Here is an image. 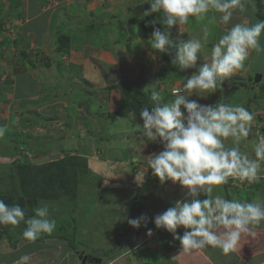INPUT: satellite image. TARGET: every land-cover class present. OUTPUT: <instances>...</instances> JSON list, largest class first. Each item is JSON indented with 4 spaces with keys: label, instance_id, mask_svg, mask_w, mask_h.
<instances>
[{
    "label": "rangeland",
    "instance_id": "374dc122",
    "mask_svg": "<svg viewBox=\"0 0 264 264\" xmlns=\"http://www.w3.org/2000/svg\"><path fill=\"white\" fill-rule=\"evenodd\" d=\"M19 1L10 0L12 10L21 9ZM91 1L78 0L77 3L83 4L79 8L66 5L68 17L53 11L50 33L39 37L23 34L18 27L20 18L4 17L9 7L4 5L5 0H0V126L7 127L0 138V199L9 205L19 204L26 219L34 215V209L42 202L49 205L56 228L52 234L41 236L48 237L44 241L56 244L57 259L68 256L66 247L71 246V250L79 253L76 259L72 253L73 264L81 261L83 264L85 252L99 260L103 258L101 262L121 257L116 264H192L190 255H175L174 251L180 250L178 240H172L177 244L169 255H159L155 244L160 245L168 231L143 235L142 243L151 248L148 256L146 246L136 245L141 229L139 232L127 222L132 213L138 218L142 210L140 202L158 193L154 190L156 186L145 185L147 177L155 175L151 168L144 169L149 156L159 148L162 151L163 145L159 139L151 141L138 127L142 119L134 108H151L153 101L144 97L132 99L122 87L130 84L125 81L129 68L124 69L118 62H130L132 53L138 60L131 63L136 66L133 75L141 80L140 86L150 97L153 90L159 92L162 104L175 99L171 95L179 85L176 78L184 73L170 63L174 56L169 49L170 59H166L164 53L130 33L137 30V24L131 21L136 17L134 11L121 8V16L117 10L115 18H111L112 25L101 24L88 7ZM95 1L109 2L115 7L112 10L118 9L120 3V0ZM48 2L51 4V0ZM155 15L142 18L155 23ZM61 36H69L68 44ZM102 46L113 55L110 62V57L101 52ZM126 55L128 58L124 59ZM144 61L149 66L143 64L140 73V62ZM255 74L252 72L248 80H253ZM245 77L231 76L226 90L219 85L218 95L214 91L205 92L211 101L204 104L243 105L252 112L254 120L248 137L249 145L253 146L257 136L264 135V80L246 88ZM165 83L170 84L171 95L164 94ZM115 112L126 117L112 118ZM248 140L241 141L242 152L248 151L245 143ZM225 144L232 146L231 138ZM263 183L264 179L258 184ZM230 184L234 195L242 192V201H247L244 194L254 192L256 185L247 184L249 189L243 192L244 183L229 178L227 185ZM159 199L153 196V201L158 203ZM135 204L136 211L132 209ZM158 206L150 204V209L156 211L168 205L162 202ZM151 213L147 211L144 215L149 222L155 217ZM25 227L23 222L18 226L0 225V264H9L7 258L12 259L16 253L23 254L20 242L26 240L22 237ZM177 230L182 235L180 228ZM122 238L127 239L126 248H131L123 257L125 250L118 244ZM41 242L35 240L33 244ZM135 249L137 252L132 255ZM111 251L117 252L116 255L109 257Z\"/></svg>",
    "mask_w": 264,
    "mask_h": 264
},
{
    "label": "clouds",
    "instance_id": "9594fccd",
    "mask_svg": "<svg viewBox=\"0 0 264 264\" xmlns=\"http://www.w3.org/2000/svg\"><path fill=\"white\" fill-rule=\"evenodd\" d=\"M145 3L150 7L143 16L162 13L159 22L165 26L163 31L154 29L150 47L168 53V47L175 43V56L170 63L181 71L195 69L183 84L188 95L174 91L175 99L162 104L160 93L153 90L150 97L153 106L140 112L143 124L138 127L151 141L159 139L163 145L162 151L149 156L144 170L151 168L162 183L179 182L190 197L177 200L173 207L156 215L154 224L157 229L171 233L184 253L211 246L228 254L236 250L243 235H255L252 228L264 222V201L227 199L222 190L213 196V188L227 184L229 178L249 185L264 179V135L257 136L252 148L254 155L250 157L240 150V143L251 131L252 112L243 105L200 104L188 97L193 91H215L218 83L244 66L252 50L264 52L260 45L264 21L231 23L234 13L247 11L252 0L247 3L245 0H145ZM210 10L219 14L217 21L226 31L198 66L208 30L200 38L173 39L170 29L186 24L190 17L201 18ZM6 131V126H0V138ZM229 138L232 146L225 144ZM201 194L207 198L199 199ZM145 220L144 215L127 218L134 228H139ZM21 222L26 225L22 237L31 242L42 234H52L56 228L47 203L42 202L34 209V215L26 219L19 204L9 205L0 199V225L18 226ZM181 226L185 229L182 235L177 232ZM147 234L151 236L152 230ZM15 264H31V256L21 255Z\"/></svg>",
    "mask_w": 264,
    "mask_h": 264
},
{
    "label": "crops",
    "instance_id": "0c3cea01",
    "mask_svg": "<svg viewBox=\"0 0 264 264\" xmlns=\"http://www.w3.org/2000/svg\"><path fill=\"white\" fill-rule=\"evenodd\" d=\"M78 0H51V4H49L48 0H20L19 3L22 5H20V8L18 10V12L16 10H12L13 9V3L10 2V0H5V6L6 8H8V13L6 16L7 18H11V19H15L20 18V26L19 29L22 28V30H20L23 34H33L34 36H41L43 37V34L45 33H50V23H51V18L53 15V11H57L60 13L61 17H68L70 16L69 13H66V8L68 6L66 5H72V8H79L81 7L80 3H77ZM112 1V0H111ZM110 1V2H111ZM245 2L247 3V0H245ZM121 5V6H120ZM105 6V7H104ZM118 9H114L115 8L112 4H110L109 2H97L95 0H92L89 3V9H91V11L93 12L94 16L97 18L96 22H100L101 24L107 23L110 25H112V21L111 18H115V12L118 10V12L120 13L119 16H121V8H124V11H134V14H136V17L139 19H143V13L149 9L150 5L148 3H145V0H120V3L117 5ZM126 7V8H125ZM258 7V1L257 0H252V3L250 5H248L247 7V11L241 13L239 11H236L234 13V17H233V21L231 23H256L257 21H262L258 16H257V9ZM72 8H71V16H72ZM107 8H110V10L108 11ZM57 12V13H58ZM218 13H216L214 10H210L208 13L204 14L201 18H195V17H190L189 21L186 24L183 25H174L172 27V29H170V33H171V37L173 39H176L177 37H179L180 39H187V38H191V37H196V38H200L201 36H203L204 30L207 29L209 32V38L207 39V44L205 45V48L202 50V52L199 54L201 56V58L198 60L197 64L198 66L204 63L203 60V56L206 55L208 52H210L212 45L218 41L219 37L225 33L226 31V27L221 25L220 23H218L217 21V17H218ZM263 15H264V1H263ZM56 16V15H54ZM163 14L162 13H156L155 15V20L153 23L155 26H159L160 29L163 31L164 30V25H162L159 21L162 18ZM81 17V16H80ZM133 17V16H132ZM149 17V16H148ZM57 18V16H56ZM117 18V17H116ZM80 19V18H79ZM78 20V19H76ZM118 21V19H116ZM115 20V21H116ZM76 23V22H75ZM92 23V22H90ZM89 23V24H90ZM147 25H149V21L146 20ZM131 26V25H130ZM231 25H229L230 27ZM132 33L136 39H139V35L137 33V30H134V32H130ZM128 35V34H127ZM131 37H129L128 35V39H130ZM212 39V40H211ZM264 33L261 34L260 36V45L262 48H264ZM103 46L101 47V52L103 53L104 57L105 56H109L110 60L109 62L112 60V56L111 54H109L107 52V50L102 49ZM155 52V51H154ZM132 57H131V61L129 62L128 60L125 61H119L118 63L120 64V66H123L124 69H126L125 67L129 68L127 69V75L129 74V78H126L125 81L130 82L131 85H134L136 87L139 88H143L142 86H140L141 80L137 79V76H134L133 73L136 71V66L133 67V64H131L132 62H138V60H136L135 58H133V54L131 53ZM264 52L263 55H261V53H257L255 50H252L250 52V55L248 57V59L244 62V66L237 70L235 73H233L231 76H237L242 74V76H246L245 77V81H246V88H252L255 84H259L260 82H262L264 80ZM129 63V64H128ZM142 64V69L139 71L140 73L143 72V64L145 65L144 67H148L149 66V62H140ZM118 65V64H117ZM126 65V66H125ZM195 69L194 68H190V69H185L182 72L184 73L182 76L183 77H177L176 79L179 82V85L177 86L178 88H174V90H178V91H183V84L185 82L186 77L190 76L192 72H194ZM253 73H258L261 74L262 79L259 83L255 82L254 78L253 80H248V76H250ZM255 74V76H256ZM132 76V77H131ZM142 76V74L140 75V77ZM230 76V77H231ZM230 77L226 78L230 81H232L230 79ZM133 79V80H132ZM148 79V78H147ZM225 79V80H226ZM244 79V78H243ZM138 80V81H137ZM134 81V82H131ZM244 81V80H242ZM170 84L172 83L171 80H169ZM224 82V81H223ZM222 82V83H223ZM222 83H218L217 88L214 91V94L219 93L218 88L219 85ZM232 83V82H231ZM165 83L163 88L166 87V91L164 92L165 95L171 93L170 89H169V85ZM223 88V87H222ZM181 89V90H180ZM224 89V88H223ZM226 90V89H224ZM174 92V91H173ZM186 92V91H183ZM182 92V93H183ZM171 95V94H170ZM186 95H188V93L186 92ZM218 95V94H217ZM216 95V96H217ZM201 96V97H200ZM171 97L174 98V95L172 94ZM211 97V95H210ZM214 98V97H213ZM218 99V97H216ZM189 100H197L199 103L204 104L208 103L209 100V94H206L205 92L201 93L198 91H193L192 95L188 97ZM130 114V113H129ZM138 114V113H137ZM141 125L143 124L142 120H140ZM137 126V125H136ZM136 129V128H135ZM137 136H139V134H137ZM247 139H249L248 141H245V143L247 144V153L249 155H253L252 153V148L253 146L249 145V142H251V138L248 137ZM257 140V138H256ZM163 149V148H162ZM161 151V148H159V150L157 152H155L156 154L159 153ZM150 177V175L147 177L146 180V186L148 185H154L156 186L155 193H157V195L153 194L152 196H147V198L145 200H143L142 202L139 203V205H142L141 207V211L138 214V217H140L141 215H145V213L148 212H152V215H158L163 213L164 211H166L168 208L173 207L175 202L177 200L180 201H184L187 199H190V197L187 195V190L185 188H183L182 186H180L179 182L173 183L171 180H168V182L171 181L170 184L167 183H162L160 180H152V181H148V178ZM246 183V182H245ZM245 183L243 184V192L248 191L249 188H247V183L245 185ZM231 185V184H230ZM219 185V186H215L213 188V193L212 195H216L217 193H220L222 190V195L227 199H239L242 201V192L240 193V195H234L233 191H232V185ZM153 186V187H154ZM169 186V187H168ZM172 186V187H171ZM249 186V184H248ZM168 189V191H167ZM254 192H250V193H245L244 194V199H246L249 202H252L253 200H255L257 198V200H261L264 201V183L263 184H258L256 183ZM229 193H231V196L229 195ZM163 194V195H162ZM153 196H157L158 198L160 197L161 199H159L160 201L157 203L156 201H153ZM150 197V199H149ZM240 197V198H238ZM207 196L205 194H201L199 196V199L203 200L206 199ZM244 201V200H243ZM149 202V204H148ZM162 202H166V204L168 206L165 207V209L162 207L161 209H157L156 211H152L153 209H150V204H155V205H161ZM149 205V206H148ZM137 205L132 206V209L134 211H136ZM159 208V206H158ZM131 215V214H130ZM135 214L132 213V218H134ZM146 217V216H145ZM152 222H149L148 218L146 217V220L143 224H141V226L139 228H137V230L139 231V229H141V234H140V238H139V242L136 244L137 247H147L148 249V256H150L151 253V248L150 246L145 243L143 240V235L148 233V230L151 229L152 232H157L158 231H167L165 229H157L155 224H154V219L151 218ZM179 229V228H178ZM127 230V228H126ZM180 230L183 232L185 231V229L181 226ZM139 231V232H140ZM252 231L255 233V235H248L245 234L242 236L241 240L238 242V245L236 247V250L233 252H230L228 254H224L220 249L218 248H213L211 246L205 248V249H200V250H193L191 253H184L183 251H180L179 249L176 252L175 255H179L178 257H184L185 254L190 255L192 261V264H200V263H207L208 261L212 264H264V222H262L260 225L255 226L252 228ZM177 232H179V230H177ZM121 236L123 237V234H121ZM45 236H41L39 237L37 240H43V242H41L42 244L40 245H35L33 244V242L28 241V240H24L20 243L23 244L22 250L21 252L23 254H18L16 253L17 251H13L16 254H14L13 258H7L8 263L9 264H15V262L18 260V258L21 255L24 254H28L31 256V264H73V257L71 256L72 253L75 254V259L79 256V253L77 255L76 251L74 249L71 250V246L70 247H66L67 250V255L68 256H63V260L57 259L56 255L58 250L55 246L56 244H52L44 241ZM173 235L169 232H167L166 238L164 239V241L162 243H160V245L157 243L155 244L156 247H154L160 256L164 255L167 256L170 254V252H172V249L174 247L175 244H177L176 242H173ZM25 244H24V243ZM121 243L123 246L121 247L123 250H125L122 253V257L127 253L126 251H130L131 248H126L127 244V239L126 240H122L120 242H118V244ZM113 244V243H112ZM22 246V245H20ZM178 246V245H177ZM55 248V249H54ZM28 249V251H27ZM138 249V248H137ZM137 249L133 250L132 255L137 252ZM150 249V251H149ZM163 249V250H162ZM10 248H7V251H9ZM122 250V251H123ZM75 251V252H74ZM51 252V254H50ZM117 253V252H116ZM115 252L109 253V257L116 255ZM125 253V254H124ZM82 255V254H81ZM88 256L87 260L83 263V264H116L117 260H119V258L121 257H116V258H112L109 261H105V262H101V260H103V258H101L100 260L97 259L98 257H93L92 255L87 254V252L84 253V256ZM81 258V256H80ZM94 258H96V260H94ZM93 260V261H92ZM70 261V262H69ZM78 261H81L80 259H78ZM124 260H121L120 262H122ZM132 262V260H130ZM7 264V263H6ZM79 264V263H78ZM80 264H82V261L80 262ZM159 264V263H158Z\"/></svg>",
    "mask_w": 264,
    "mask_h": 264
},
{
    "label": "trees",
    "instance_id": "16d2710c",
    "mask_svg": "<svg viewBox=\"0 0 264 264\" xmlns=\"http://www.w3.org/2000/svg\"><path fill=\"white\" fill-rule=\"evenodd\" d=\"M257 1H258L257 16L262 21H264V15H263V1L264 0H257ZM131 21H133L134 24H137V33H138L140 39L146 41L147 43H145V44L150 45V39L152 37V33H153L154 29L155 28H160V27L158 25L155 26L150 20H148L149 21V25H147L146 20L139 19L137 17H133V19H131ZM61 40H64V42L66 44H68V42H69V36H61ZM58 41H59V39H58ZM168 49H169V52L173 56H175V50H176L175 49V43H173L172 45H170L168 47ZM164 55H165L166 59H170V56H169L168 53H164ZM127 58H128V56L126 55L124 57V59H127ZM122 87H125L126 88V91H129L130 92V95L132 96V99H136V98H139V97H142V98L144 97L147 100L150 99V96L147 95L145 89H143V88H139V87H136V86L131 85V84H122ZM125 102L127 103V101H125ZM134 110H136V113H138L140 115V112L143 109L142 108H134ZM127 112L129 114L130 113V110H127L126 113ZM119 117H126V116H125V114H122L120 112H115L112 115V118L118 119ZM152 180H159V178L157 176H154V177L153 176H150L148 178V181H152Z\"/></svg>",
    "mask_w": 264,
    "mask_h": 264
},
{
    "label": "water",
    "instance_id": "95a60500",
    "mask_svg": "<svg viewBox=\"0 0 264 264\" xmlns=\"http://www.w3.org/2000/svg\"><path fill=\"white\" fill-rule=\"evenodd\" d=\"M261 79H262L261 74L257 73L255 76V82L259 83L261 81ZM228 84H229V80H227V79L224 80V82L222 83L223 88L227 89ZM87 258H88V256H84L83 263L86 261Z\"/></svg>",
    "mask_w": 264,
    "mask_h": 264
},
{
    "label": "built area",
    "instance_id": "2783aa9c",
    "mask_svg": "<svg viewBox=\"0 0 264 264\" xmlns=\"http://www.w3.org/2000/svg\"><path fill=\"white\" fill-rule=\"evenodd\" d=\"M174 91H178V90H174Z\"/></svg>",
    "mask_w": 264,
    "mask_h": 264
},
{
    "label": "flooded vegetation",
    "instance_id": "af4514ba",
    "mask_svg": "<svg viewBox=\"0 0 264 264\" xmlns=\"http://www.w3.org/2000/svg\"><path fill=\"white\" fill-rule=\"evenodd\" d=\"M84 255V254H83Z\"/></svg>",
    "mask_w": 264,
    "mask_h": 264
}]
</instances>
